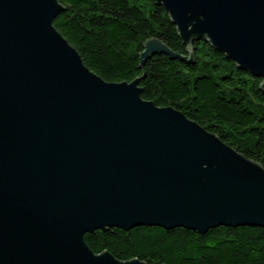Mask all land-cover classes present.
<instances>
[{
  "label": "water",
  "instance_id": "water-1",
  "mask_svg": "<svg viewBox=\"0 0 264 264\" xmlns=\"http://www.w3.org/2000/svg\"><path fill=\"white\" fill-rule=\"evenodd\" d=\"M183 44L208 41L263 80L264 0H154ZM57 0H0V264H146L95 254L84 236L118 228L264 229V168L141 78L109 83L53 26ZM188 62L160 40L154 56Z\"/></svg>",
  "mask_w": 264,
  "mask_h": 264
},
{
  "label": "trees",
  "instance_id": "trees-1",
  "mask_svg": "<svg viewBox=\"0 0 264 264\" xmlns=\"http://www.w3.org/2000/svg\"><path fill=\"white\" fill-rule=\"evenodd\" d=\"M53 26L83 64L109 83L140 80L141 97L173 107L264 168V90L256 78L208 41L183 44L166 10L154 0H57ZM158 39L188 62L139 54ZM95 253L146 264H264V229L218 227L206 234L176 228H111L86 234Z\"/></svg>",
  "mask_w": 264,
  "mask_h": 264
}]
</instances>
